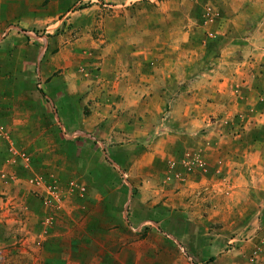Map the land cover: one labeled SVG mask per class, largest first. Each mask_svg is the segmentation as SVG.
<instances>
[{
	"label": "rangeland",
	"instance_id": "374dc122",
	"mask_svg": "<svg viewBox=\"0 0 264 264\" xmlns=\"http://www.w3.org/2000/svg\"><path fill=\"white\" fill-rule=\"evenodd\" d=\"M183 25L193 45L208 46L192 71L222 54L244 60L250 37L264 43V0H0V264H264V123L250 127L254 108L226 113L206 142L187 138L192 155L223 143L215 193L233 196L234 214L200 207L210 189L188 187L181 200L129 187L112 162L128 152L107 157L96 143L103 129L82 125L112 55ZM249 60L244 70L264 71ZM247 141L255 171L241 165L240 186H251L234 194L237 167L225 162L243 164Z\"/></svg>",
	"mask_w": 264,
	"mask_h": 264
},
{
	"label": "crops",
	"instance_id": "0c3cea01",
	"mask_svg": "<svg viewBox=\"0 0 264 264\" xmlns=\"http://www.w3.org/2000/svg\"><path fill=\"white\" fill-rule=\"evenodd\" d=\"M185 28V25L169 27L168 32L159 31L147 42L136 41L112 55L110 62L101 66L102 71L109 73L104 76L101 72L95 77L94 90L85 97L86 100L92 99V112L83 119L82 125L103 129L105 138L96 143L107 157L117 155L118 146L128 152L129 157L125 160L112 162L128 178L129 187L134 186L142 192L151 191L158 199L166 193H173L181 200L188 195V187H192V193L197 189H210L197 199L203 202L200 207L217 206L223 209V213L231 208L228 213L232 211L234 214L238 203L233 196L215 193L220 188L216 174L226 158L221 155L224 153L223 143L220 142L216 149H206L204 155H192L194 144L187 138L196 136V143L206 142L216 136L215 129L222 116L226 113L235 115L246 108H254L257 113L251 118L254 122L250 127L264 123V105L258 104V99L264 95V71L244 70L248 57L252 67L261 65L264 68V43L257 45L250 37L249 43L243 46L244 60L232 59L233 56L224 60L222 54L221 58H214L215 67L192 71L191 64L205 58L208 46L193 45ZM228 50L231 53L234 48ZM225 63L237 66L234 65L236 68L232 70L229 65L225 68ZM74 76L66 79V91L72 95L78 92ZM74 125L79 127L78 122L72 127ZM247 143L243 164L225 162L237 167L232 172L235 175L234 194L246 193L251 186L247 189L240 186L236 176L241 172V165L244 167L247 163L248 169L251 167V172L255 171L256 146L254 141ZM177 146L181 147L179 153L176 152ZM134 148L138 151L132 153ZM138 177L141 180H135ZM220 201L221 204L217 205ZM231 201L233 203L229 205ZM168 206L176 208L178 205L169 203Z\"/></svg>",
	"mask_w": 264,
	"mask_h": 264
}]
</instances>
